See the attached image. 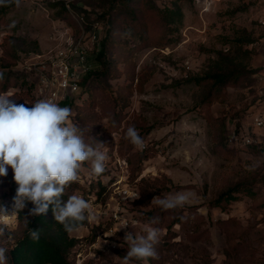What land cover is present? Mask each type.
<instances>
[{
    "label": "rangeland",
    "instance_id": "1",
    "mask_svg": "<svg viewBox=\"0 0 264 264\" xmlns=\"http://www.w3.org/2000/svg\"><path fill=\"white\" fill-rule=\"evenodd\" d=\"M65 1L0 5V93L17 104L30 108L36 102L34 74L26 61L37 52L18 51L15 63L4 46L9 37H21L30 46L37 41L42 52L53 20L78 28ZM74 1L73 11L84 15L86 27L99 23L100 41L94 45L89 91L85 94L83 86L81 94L59 105L71 108L87 143L95 146L92 138H97L105 144L101 150L109 159L99 176L90 174V162L79 172L72 195L89 202L92 218L70 231L78 239L70 252L72 263L126 264L125 233L146 235V227H155L160 229L159 259L150 258L149 264H264V148L235 147L227 136L233 124L246 121L256 100L264 64V28L257 17L264 14V0H185L182 26L171 42L159 45H142L129 22L135 15L131 9L150 28L158 16L153 5L165 8L172 0ZM105 39L107 53L101 60ZM115 58L120 60L117 78L105 75L108 60ZM219 73L233 76V82L217 83L211 76ZM7 82L14 85L4 89ZM130 126L142 137V148L125 138ZM11 181L9 168L0 177V204L8 211ZM97 182L106 186L100 197ZM123 186L137 190L139 199L124 200ZM180 192L190 195L182 208L165 211L153 201ZM228 192L237 199L216 203ZM116 210L132 223L122 228L113 216ZM17 215L0 216V227L12 237L0 238L7 249L14 243Z\"/></svg>",
    "mask_w": 264,
    "mask_h": 264
},
{
    "label": "clouds",
    "instance_id": "2",
    "mask_svg": "<svg viewBox=\"0 0 264 264\" xmlns=\"http://www.w3.org/2000/svg\"><path fill=\"white\" fill-rule=\"evenodd\" d=\"M7 2L0 0V5ZM124 36H131V30ZM3 76L0 72V80ZM10 97L0 93V177L7 176L11 168L18 187L12 210L8 211L0 204V216L23 211L29 202L33 207L28 215L32 217L46 214L51 206L55 221L72 231L75 224L92 218L87 214L90 204L78 195H71L65 201L63 194L71 183L78 181L85 162L91 164V175L99 176L105 172L109 159L107 151L101 150L105 144L95 141L93 146L87 143L83 131L71 119L72 110L67 106L41 99L29 108ZM112 136L116 141V135L112 133ZM125 138L138 148L144 146L134 126L127 128ZM189 199L188 193L180 192L167 197L156 196L153 201L167 211L182 208ZM156 222L157 218H153L152 223ZM145 230L146 235L125 233L124 242L129 245L126 264L133 259L141 264H149L150 258L159 259L155 246L160 242V229L146 227ZM39 236V230L31 231L33 239H39ZM0 238L12 237L0 227ZM8 260V249L0 246V264H8Z\"/></svg>",
    "mask_w": 264,
    "mask_h": 264
},
{
    "label": "built area",
    "instance_id": "3",
    "mask_svg": "<svg viewBox=\"0 0 264 264\" xmlns=\"http://www.w3.org/2000/svg\"><path fill=\"white\" fill-rule=\"evenodd\" d=\"M72 1L66 0L65 8L78 28L61 19L53 20L47 47L42 52L32 54L26 61L27 69L34 74L33 93L36 101L47 99L57 104L68 103L72 96L81 94V82L93 69L94 45L100 38L99 23L86 27L84 15L75 14ZM257 21L264 28V14L259 15ZM227 136L235 147L264 148V64L258 74L256 100L246 121L233 124ZM120 192L122 198L129 201L137 199L134 197L139 194L129 186H123ZM113 216L124 226L132 223L131 219L123 217L117 210Z\"/></svg>",
    "mask_w": 264,
    "mask_h": 264
},
{
    "label": "trees",
    "instance_id": "4",
    "mask_svg": "<svg viewBox=\"0 0 264 264\" xmlns=\"http://www.w3.org/2000/svg\"><path fill=\"white\" fill-rule=\"evenodd\" d=\"M128 1L130 4L133 2V0ZM184 1L185 0H172L171 6L165 8H159L158 6L153 5V7L156 8L154 10L158 16H156L155 24H153L150 28L147 26L144 20H142L140 17H137L135 9H131L135 15H131V17H129V22L133 32L139 35L142 45H147L151 43V41L158 45L164 42L172 41L171 35L174 32H177L183 24L182 18L184 16ZM71 4L73 6L75 1L73 0ZM64 10L66 9L64 8ZM8 39L10 40V43L9 45L4 44V53L15 57V63L18 60V57L15 55L18 53V51L25 53L40 51V45L37 41L32 42L30 46L29 42H27L25 38L9 37ZM103 41L104 42H102L101 50L98 54V58L101 60L103 57L105 58L108 47V39ZM120 50L123 51L122 48H120ZM119 62V58H115V60H108V68L105 72V75H110L111 77L115 78L120 77L121 71L118 69ZM89 74L81 82L82 87H85V94H87L91 87V85H89L91 81ZM211 77L214 78L217 83H222L225 81L226 85H230L234 79L233 76H228L224 73L215 74ZM13 85V82H7L4 89H8ZM33 98H35L34 95ZM122 99L127 98L123 96ZM115 105H118V102H116ZM92 140L96 141L97 138H92ZM247 148L260 147L251 146ZM125 160L128 164L127 159ZM77 186L78 184L76 182L71 183L70 186L65 189L62 199L66 201L73 194V190L76 189ZM96 186L98 189L96 193L100 197L106 191V186L102 185L100 182H97ZM9 187L10 189L7 194V199H9V202L13 203V198L16 195V189L18 185L13 180L9 183ZM138 199L139 198L131 202H136ZM232 199H237V196L234 195L233 192L223 193L217 199L216 203H220L222 200ZM32 207L33 205L29 202L23 211L18 210V226L16 233H14V243L12 247L8 249V264H73L70 258V252L78 242V239L71 236L70 231H67L63 224L55 221L51 206L49 207L46 214L36 217L28 215V212ZM25 217L28 220H26ZM85 222L86 220L75 224L73 229L83 225ZM32 230L40 231L39 239H33L31 237ZM151 264L156 263L151 260Z\"/></svg>",
    "mask_w": 264,
    "mask_h": 264
},
{
    "label": "crops",
    "instance_id": "5",
    "mask_svg": "<svg viewBox=\"0 0 264 264\" xmlns=\"http://www.w3.org/2000/svg\"><path fill=\"white\" fill-rule=\"evenodd\" d=\"M45 41L47 42V44H46V45H48V41H47V39H46Z\"/></svg>",
    "mask_w": 264,
    "mask_h": 264
}]
</instances>
